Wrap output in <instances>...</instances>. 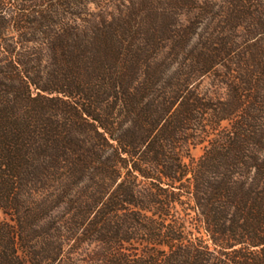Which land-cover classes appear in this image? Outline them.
Masks as SVG:
<instances>
[{"label":"trees","instance_id":"trees-1","mask_svg":"<svg viewBox=\"0 0 264 264\" xmlns=\"http://www.w3.org/2000/svg\"><path fill=\"white\" fill-rule=\"evenodd\" d=\"M0 209V264H264V0H0Z\"/></svg>","mask_w":264,"mask_h":264},{"label":"rangeland","instance_id":"rangeland-1","mask_svg":"<svg viewBox=\"0 0 264 264\" xmlns=\"http://www.w3.org/2000/svg\"><path fill=\"white\" fill-rule=\"evenodd\" d=\"M203 153V150L201 148H198L193 151V154L196 158L200 157ZM8 216L3 212L2 209H0V221L7 220Z\"/></svg>","mask_w":264,"mask_h":264}]
</instances>
